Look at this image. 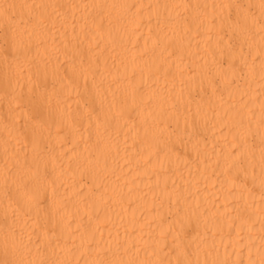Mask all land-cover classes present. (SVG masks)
Wrapping results in <instances>:
<instances>
[{
  "label": "bare ground",
  "instance_id": "obj_1",
  "mask_svg": "<svg viewBox=\"0 0 264 264\" xmlns=\"http://www.w3.org/2000/svg\"><path fill=\"white\" fill-rule=\"evenodd\" d=\"M264 264V0H0V264Z\"/></svg>",
  "mask_w": 264,
  "mask_h": 264
},
{
  "label": "snow or ice",
  "instance_id": "obj_2",
  "mask_svg": "<svg viewBox=\"0 0 264 264\" xmlns=\"http://www.w3.org/2000/svg\"><path fill=\"white\" fill-rule=\"evenodd\" d=\"M3 264H9V262L5 261V262H3Z\"/></svg>",
  "mask_w": 264,
  "mask_h": 264
}]
</instances>
